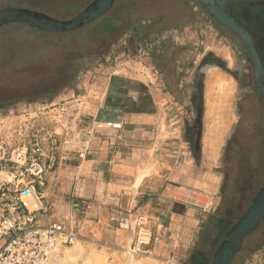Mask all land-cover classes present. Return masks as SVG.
<instances>
[{
	"label": "rangeland",
	"instance_id": "1",
	"mask_svg": "<svg viewBox=\"0 0 264 264\" xmlns=\"http://www.w3.org/2000/svg\"><path fill=\"white\" fill-rule=\"evenodd\" d=\"M92 1L0 0V8L19 5L69 20ZM230 10L264 54V0H236ZM70 98H79L87 116L101 106L106 118L133 121L118 133L119 151L134 141L137 179L142 171L148 178L133 196L99 191L103 181L94 178L69 179L66 189L50 182L55 218L84 224L79 241L56 251L50 264H214L226 239L219 220L236 224L264 186V105L244 43L197 0H117L106 14L64 32L0 27V110L61 106ZM98 160V171L112 178L106 159ZM164 203L197 219L190 245L160 239L153 257H129L131 214H147L157 240L165 232ZM233 264H264V221Z\"/></svg>",
	"mask_w": 264,
	"mask_h": 264
},
{
	"label": "built area",
	"instance_id": "2",
	"mask_svg": "<svg viewBox=\"0 0 264 264\" xmlns=\"http://www.w3.org/2000/svg\"><path fill=\"white\" fill-rule=\"evenodd\" d=\"M70 99L61 106L51 101L0 110V264H48L57 248L81 236V220L55 218L50 182L58 186L61 172L73 160L90 158L102 137L95 115L83 112L79 98ZM106 125L124 128L119 121ZM134 223L129 257H153L151 218L140 212ZM166 264L181 263L170 258Z\"/></svg>",
	"mask_w": 264,
	"mask_h": 264
},
{
	"label": "crops",
	"instance_id": "3",
	"mask_svg": "<svg viewBox=\"0 0 264 264\" xmlns=\"http://www.w3.org/2000/svg\"><path fill=\"white\" fill-rule=\"evenodd\" d=\"M118 73V72H115ZM110 79V76H109ZM96 117V120L98 124L100 125V136L102 137L101 140L97 141L95 145V151L93 152V156L97 158L94 159V157L90 156V160H85L83 162L78 160H73L70 164V167L61 172V180L60 184L63 189L67 188V183L70 181L69 179H77L79 181V184L82 181H87V179L94 178V180L103 181L101 183H98V190L102 188V190H109L117 192L119 195L122 193H130V196H133L134 193L137 191L139 192L140 187L144 184V181L146 178H148V174L146 171H142L140 173V178L138 176V172L136 171L134 167L135 163L133 162V150L135 143L134 141L130 142L128 141L125 143L126 151L124 152L119 151L122 149L120 145V141H118V133L122 132V134L125 132V125L128 123V119L125 117H120L118 119H111L106 118L103 116L102 113V107L99 106V108L94 111V114ZM131 115L139 116V114L134 115L133 113H129L128 116ZM143 117L145 116L142 114ZM148 117V116H147ZM110 121H119L123 123V130L117 131L112 128H109L106 123ZM127 121V122H126ZM129 123H133V121H129ZM104 138V139H103ZM132 146V147H131ZM126 152V154H125ZM98 158L102 159L105 158V166H108L109 170L112 171L113 177L108 179L105 177V172H102L100 169L98 171ZM60 187V190H61ZM176 196V195H175ZM168 200V202L172 203L174 201L170 196H165ZM178 198L180 196H177ZM178 198H175L178 200ZM180 199V198H179ZM166 200V201H167ZM165 201V202H166ZM174 204V203H173ZM172 204V205H173ZM163 213L165 216V232L161 235V237H158L157 240L159 241L161 239L162 241L170 242V244L173 245H183L188 246L190 245L191 241L193 240V232L192 228H195L197 226V219L189 215H183V213H186L188 211V208H180L177 207V205L169 206V203L163 204ZM161 210L160 208H157ZM138 213L142 212L141 210L136 211ZM167 213V214H166ZM135 216V215H134ZM187 216V217H185ZM131 222L130 227L132 230V239L129 243H131L136 236V227L133 220V215L131 214ZM159 219V218H158ZM168 221V222H167ZM162 225H159V229ZM217 229L220 232L224 231L225 233L229 229V219L226 217H222L219 220ZM157 249V248H156ZM157 251V250H156Z\"/></svg>",
	"mask_w": 264,
	"mask_h": 264
},
{
	"label": "water",
	"instance_id": "4",
	"mask_svg": "<svg viewBox=\"0 0 264 264\" xmlns=\"http://www.w3.org/2000/svg\"><path fill=\"white\" fill-rule=\"evenodd\" d=\"M235 0H199L216 21L235 32L245 43L255 71L264 77L255 41L250 33L231 13L230 5ZM114 0H95L84 11L69 20H59L38 11L25 8L0 9V26L8 23H26L44 31H71L94 21L110 10ZM263 90L264 85L259 83ZM264 221V186L254 197L251 205L226 234V239L218 247L214 264H233L234 258L242 250L245 238Z\"/></svg>",
	"mask_w": 264,
	"mask_h": 264
},
{
	"label": "flooded vegetation",
	"instance_id": "5",
	"mask_svg": "<svg viewBox=\"0 0 264 264\" xmlns=\"http://www.w3.org/2000/svg\"><path fill=\"white\" fill-rule=\"evenodd\" d=\"M95 0H93L92 1V3L94 2ZM198 2H199V0H197ZM236 1V0H235ZM235 1H233V3H231V4H234V2ZM115 2H117V0H114V2H113V4H112V6H111V8L114 6V4H115ZM199 4H200V6L202 7V9L204 10V12H206V14H208L209 16H210V18H212L215 22H216V24L218 25V26H220L222 29H224V31H228L229 33H231V34H233V35H236L237 36V38H239V40L240 41H242L243 43H244V41L235 33V32H233L232 30H230L229 28H227L226 26H224V25H222V24H220V23H218L217 21H216V19L203 7V5L199 2ZM13 7H16V8H25V9H29V10H32V11H38V12H42V11H40V10H38V9H31V8H27V7H22V6H19V5H12V6H4V7H1L0 9H4V8H13ZM110 8V9H111ZM230 8H231V5H230ZM86 8H84L82 11H84ZM82 11H80L79 13H81ZM108 12V11H107ZM106 12V13H107ZM43 13V12H42ZM78 13V14H79ZM105 13V14H106ZM104 15V14H103ZM102 16V15H101ZM165 20V18L163 19V21ZM13 23H17V22H13ZM9 24V23H8ZM5 25V24H4ZM3 26V25H2ZM2 26H0V27H2ZM251 35H252V37H253V39H254V41H255V46H256V48H257V51H258V54H259V58H260V60H261V64H262V66H263V68H264V54L263 53H261V50L259 49V44H258V40H257V38H256V36H254V34H252L251 33ZM244 45H245V43H244ZM245 47H246V45H245ZM246 49H247V47H246ZM247 51H248V49H247ZM248 53H249V51H248ZM249 56H250V61H251V67H252V70H253V80H254V87H255V90L257 91V93H258V95H259V98H260V101L262 102V104L264 105V96H263V90H262V88H261V86L259 85V83H261V84H263L264 85V77L263 76H260V75H258L257 73H256V71H255V67H254V65H253V60H252V58H251V55H250V53H249ZM233 225H230L229 226V229L227 230V232L231 229V227H232ZM227 232L225 233V235L227 234ZM217 251V250H216ZM216 253V252H215ZM214 256H215V254H214Z\"/></svg>",
	"mask_w": 264,
	"mask_h": 264
},
{
	"label": "bare ground",
	"instance_id": "6",
	"mask_svg": "<svg viewBox=\"0 0 264 264\" xmlns=\"http://www.w3.org/2000/svg\"><path fill=\"white\" fill-rule=\"evenodd\" d=\"M224 78H225V77H224ZM224 78H223V79H224ZM223 79H222V80H223ZM220 80H221V79H220ZM225 80H227V79L225 78ZM78 241H79V240H78ZM75 243H76V242H75ZM63 248H65V247L63 246V247L57 248V249L53 252L52 256L54 255V253H55L56 251H58V250H60V249H63ZM68 255H69V254H68ZM68 255H67V256H68ZM118 255H119V254H118ZM121 255H122V254H121ZM123 255H124V253H123ZM52 256H51V258H52ZM69 258H70V255H69ZM74 258H76V257H74ZM74 258H73L72 260H74ZM124 258H126V257H123V256H122L121 259L124 260ZM98 259H99V258H98ZM98 259H97V261H99ZM50 260H51V259H50ZM50 260H49V263H48V264H50ZM70 260H71V259H70ZM102 261H103V260H102ZM124 261H127V260H124ZM74 262H75V261H74ZM93 262H95V261L93 260ZM93 262H91V263H93ZM100 262H101V260L99 261L98 264H100ZM113 262H115V258H114V261H113ZM130 262H131V263H135V262L133 261V259H132ZM96 263H97V262H95V264H96ZM123 263H125V262H123ZM123 263H122V264H123ZM93 264H94V263H93ZM101 264H102V263H101ZM110 264H112V263H110ZM113 264H114V263H113ZM146 264H151V263L148 262V263H146Z\"/></svg>",
	"mask_w": 264,
	"mask_h": 264
}]
</instances>
